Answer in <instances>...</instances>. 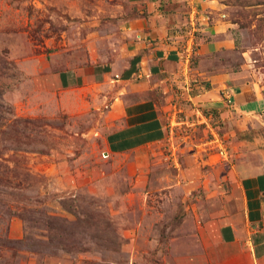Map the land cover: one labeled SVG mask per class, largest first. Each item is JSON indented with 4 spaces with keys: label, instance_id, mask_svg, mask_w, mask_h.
Returning <instances> with one entry per match:
<instances>
[{
    "label": "rangeland",
    "instance_id": "374dc122",
    "mask_svg": "<svg viewBox=\"0 0 264 264\" xmlns=\"http://www.w3.org/2000/svg\"><path fill=\"white\" fill-rule=\"evenodd\" d=\"M225 4L240 30L231 68L251 50L242 81L264 95V0ZM147 15L138 0H0V90L13 112L0 110L2 159L40 178L28 191L0 188L9 193H0V264H215L206 252L223 248L220 226L242 223L243 180L264 174V109L199 105L188 97L195 85L152 87L137 101L156 106L164 139L111 153L106 137L122 122L110 112L124 83L60 84L64 71L123 68L131 28ZM19 119L38 123L25 129ZM259 230L264 264V219ZM66 243L82 252H63Z\"/></svg>",
    "mask_w": 264,
    "mask_h": 264
},
{
    "label": "crops",
    "instance_id": "0c3cea01",
    "mask_svg": "<svg viewBox=\"0 0 264 264\" xmlns=\"http://www.w3.org/2000/svg\"><path fill=\"white\" fill-rule=\"evenodd\" d=\"M138 1L148 15L131 28L137 39L127 44L123 68L112 66L91 74L68 70L59 79L67 89H84L91 79L95 89L107 80L112 87L124 83V91L118 93L111 107L110 114L122 124L106 137L109 152H130L164 139L165 126L156 106L150 100L137 101L152 87L166 90L175 85L188 92L195 85L198 90L195 94L188 92V97L199 105H215L223 110L224 101L236 112L264 109L259 85L255 80L242 81L240 70L253 67L252 51L240 53V70L231 68L233 63L228 58L237 49L240 30L236 23L227 20L226 0ZM242 188V223L234 220L221 225L218 239L223 248L206 252V258L218 259L215 264H261L263 240L259 227L264 219V174L245 177Z\"/></svg>",
    "mask_w": 264,
    "mask_h": 264
},
{
    "label": "trees",
    "instance_id": "16d2710c",
    "mask_svg": "<svg viewBox=\"0 0 264 264\" xmlns=\"http://www.w3.org/2000/svg\"><path fill=\"white\" fill-rule=\"evenodd\" d=\"M236 48H237V42H236ZM0 62L3 64V69H5L7 66L6 61H3L0 59ZM2 109H6V112H8L7 114H9V116H13L12 109L10 107H7L2 101V92L0 90V110ZM1 116L2 115L0 114V118ZM207 118L208 120L210 119L209 117ZM18 122H20V124H23L25 129L29 128L30 126H34V125L36 126V124L38 123L37 121H33L31 119H19ZM2 126H3V123H0V129L2 128ZM1 132L2 131H0V133ZM2 155H3V150L0 147V188L3 190H7V188H10L13 191H18V190L28 191L31 188L32 182L36 180V177L38 178V176H34L29 171L25 170L23 167H19V165L17 164H13V166H10L7 162H5L2 159ZM1 192H5V191H0V193ZM5 193L6 195H9L8 191ZM66 202H69V201L64 200L63 202H60L59 205H61L63 208L66 209L65 207ZM48 219L55 220V218L53 217H48ZM4 242H5V244H3L4 247H9V248H11V246H13L14 243L15 244H19V243L27 244L28 247H31L28 244V241L26 242V240H20L16 242L5 240ZM58 246H60V249L63 252L64 251H66L67 253L68 252H75V253L82 252L81 248L77 247V244L75 243H66V244H61ZM51 252H54V251H51Z\"/></svg>",
    "mask_w": 264,
    "mask_h": 264
},
{
    "label": "built area",
    "instance_id": "2783aa9c",
    "mask_svg": "<svg viewBox=\"0 0 264 264\" xmlns=\"http://www.w3.org/2000/svg\"><path fill=\"white\" fill-rule=\"evenodd\" d=\"M201 123L204 124L205 126H208V128H210L209 122L206 117L204 116L201 117ZM221 155L222 157L226 158V155H224L222 151H221Z\"/></svg>",
    "mask_w": 264,
    "mask_h": 264
}]
</instances>
